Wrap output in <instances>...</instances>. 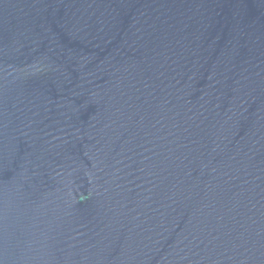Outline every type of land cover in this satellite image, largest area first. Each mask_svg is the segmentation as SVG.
<instances>
[{
	"label": "water",
	"instance_id": "95a60500",
	"mask_svg": "<svg viewBox=\"0 0 264 264\" xmlns=\"http://www.w3.org/2000/svg\"><path fill=\"white\" fill-rule=\"evenodd\" d=\"M0 264H264V0H0Z\"/></svg>",
	"mask_w": 264,
	"mask_h": 264
}]
</instances>
